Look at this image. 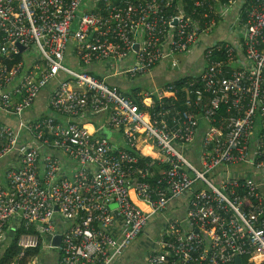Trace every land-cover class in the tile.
Returning a JSON list of instances; mask_svg holds the SVG:
<instances>
[{
	"label": "built area",
	"instance_id": "obj_1",
	"mask_svg": "<svg viewBox=\"0 0 264 264\" xmlns=\"http://www.w3.org/2000/svg\"><path fill=\"white\" fill-rule=\"evenodd\" d=\"M233 10L201 72L140 90L138 103L65 64L73 41L84 68L147 75L191 54ZM60 75L55 116L27 119ZM0 112L15 121L0 125V162L19 154L0 183V244L24 230L17 260L39 248L57 250V264H126L153 216L174 204L185 217L167 221L145 264H264V0H0ZM85 118L103 122L90 131ZM103 128L122 140L97 137ZM238 167L249 176L232 177Z\"/></svg>",
	"mask_w": 264,
	"mask_h": 264
},
{
	"label": "crops",
	"instance_id": "obj_2",
	"mask_svg": "<svg viewBox=\"0 0 264 264\" xmlns=\"http://www.w3.org/2000/svg\"><path fill=\"white\" fill-rule=\"evenodd\" d=\"M236 10L231 11L229 14L227 13L225 19L220 23V25L215 29V33L210 34L209 36H202L196 47L193 48L191 54H188V61L186 65L181 70H176L178 67L172 68L170 63L158 64L155 66L147 75L137 76L135 78L129 79L125 76L122 77H110L111 73L114 71V68L111 67L108 63H94L87 68H84L77 62L75 58L74 44H69V48L67 50L65 56V64L70 63L69 67H72L76 71L85 70L90 74L96 76L100 79H106V81L113 87H117L123 94L130 95L134 98V95H137L138 92H141L139 89L141 87H149L148 89H157L166 85H170L171 83H175L179 78L183 77L184 74L196 72H201L203 65V52L208 44H211L214 41H217L218 38L225 39L228 37V22L231 23L235 16ZM76 61H75V59ZM135 61L134 56H129L127 59L122 61L116 67L117 71H124L126 68L131 66ZM179 63V61L177 62ZM67 65V64H66ZM68 66V65H67ZM115 70V71H116ZM63 75L58 76L56 79L52 80L49 85L41 91L38 99L34 103V105L26 112L27 119H37V118H45L55 116L52 110L48 109L49 98L53 92V90L58 85L59 81L62 80ZM131 92V93H130ZM76 120V119H75ZM82 123H85L86 126H90L92 131L95 130V127L92 126L93 123H98L99 126L102 124L103 119H94V118H85L81 119ZM105 121V120H104ZM0 125H15L14 119L8 117L7 115L0 112ZM101 131V130H100ZM99 132V131H98ZM97 132V135H98ZM99 136V135H98ZM101 137V136H100ZM105 138V137H102ZM113 138V133L111 135ZM107 139V138H105ZM109 140V139H108ZM47 148V147H44ZM49 153H53L56 157L61 159L66 167H73V164L70 163L61 153L51 149ZM47 149H43L42 155L47 154ZM154 157H157V153L155 151H150ZM19 164V154L17 152L12 153L7 156L3 161L0 162V183L4 181L5 172L11 166H17ZM225 171L228 172V169ZM232 177L243 178L248 177L247 169L244 167L233 168L229 171ZM178 206V205H177ZM176 205H171L168 210L163 214L152 215L153 218L146 229V232L136 241V243L131 247L128 251L126 259V264H145L144 263V255L146 251H150L155 247V244L158 240L159 235L163 232L167 221L171 219H183L185 217V211L177 207ZM13 232L12 230H8L7 239L3 244H0V259L5 253L6 248L10 244L11 236ZM9 248V247H8ZM56 251V252H55ZM59 257V253L57 250H48L41 253L39 258L41 264H57V260ZM260 260L262 257L258 254L253 256V260ZM243 262V259L241 260ZM246 261V260H244ZM241 262V264H242ZM250 264V262H247Z\"/></svg>",
	"mask_w": 264,
	"mask_h": 264
},
{
	"label": "trees",
	"instance_id": "obj_3",
	"mask_svg": "<svg viewBox=\"0 0 264 264\" xmlns=\"http://www.w3.org/2000/svg\"><path fill=\"white\" fill-rule=\"evenodd\" d=\"M179 82L178 80L175 82ZM181 86V85H180ZM140 90V89H139ZM135 101L138 103L139 100L138 98H135ZM25 233L24 230H19L16 233H13L11 236V242L9 244V248H6L5 253H3L1 259H0V264H11V263H16V264H29L30 259L34 257H39L41 256V249H31L27 250L25 252V255L23 258L20 260H17L19 255L21 254V249L18 248L17 243L18 239L21 236V234ZM246 260V261H244ZM242 264H247V258H243Z\"/></svg>",
	"mask_w": 264,
	"mask_h": 264
},
{
	"label": "rangeland",
	"instance_id": "obj_4",
	"mask_svg": "<svg viewBox=\"0 0 264 264\" xmlns=\"http://www.w3.org/2000/svg\"><path fill=\"white\" fill-rule=\"evenodd\" d=\"M73 41H71V43H72ZM71 43H70V45H71ZM75 59V58H74ZM189 59H188V57H187V55H185V56H178L176 59H175V61H179V63H176V62H174V61H171L170 62V65L173 63V65H171V66H173V67H178L176 70H181V69H183L184 67H185V65H186V62L188 61ZM75 61H76V59H75ZM68 66H70V63H66ZM167 65H169V63L167 64ZM149 87H141V89L140 90H142V91H145V90H147ZM131 93V92H130ZM134 98H137V96L136 95H134ZM92 126L93 127H95V129H98V127H99V124L98 123H93L92 124ZM112 133H113V138H111V135H112ZM98 135L99 136H101V137H105V138H107V139H110L111 141H112V143L113 144H117L118 142H120L121 140H122V137H121V135L119 134V133H117V132H113L111 129H109V128H103L101 131H99L98 132ZM98 135H96L97 137H98ZM197 166V165H196ZM198 167V166H197ZM45 251H48L47 249H42L41 250V253H43V252H45ZM56 252V251H55Z\"/></svg>",
	"mask_w": 264,
	"mask_h": 264
},
{
	"label": "water",
	"instance_id": "obj_5",
	"mask_svg": "<svg viewBox=\"0 0 264 264\" xmlns=\"http://www.w3.org/2000/svg\"><path fill=\"white\" fill-rule=\"evenodd\" d=\"M60 243H61V236L58 235L56 236L53 241H52V245L54 247H59L60 246ZM242 259L240 257H236V264H241V261Z\"/></svg>",
	"mask_w": 264,
	"mask_h": 264
},
{
	"label": "bare ground",
	"instance_id": "obj_6",
	"mask_svg": "<svg viewBox=\"0 0 264 264\" xmlns=\"http://www.w3.org/2000/svg\"><path fill=\"white\" fill-rule=\"evenodd\" d=\"M88 128L90 129V131H92V128L90 127V126H88ZM150 150H151V148H146L145 150H144V153H146V154H150Z\"/></svg>",
	"mask_w": 264,
	"mask_h": 264
}]
</instances>
